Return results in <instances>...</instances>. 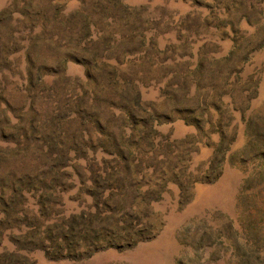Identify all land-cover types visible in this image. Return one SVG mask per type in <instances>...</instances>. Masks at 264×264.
I'll use <instances>...</instances> for the list:
<instances>
[{
	"label": "rangeland",
	"instance_id": "1",
	"mask_svg": "<svg viewBox=\"0 0 264 264\" xmlns=\"http://www.w3.org/2000/svg\"><path fill=\"white\" fill-rule=\"evenodd\" d=\"M0 264H264V0H0Z\"/></svg>",
	"mask_w": 264,
	"mask_h": 264
}]
</instances>
